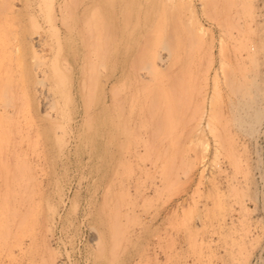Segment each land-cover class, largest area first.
<instances>
[{"label":"rangeland","instance_id":"obj_1","mask_svg":"<svg viewBox=\"0 0 264 264\" xmlns=\"http://www.w3.org/2000/svg\"><path fill=\"white\" fill-rule=\"evenodd\" d=\"M0 264H264V0H0Z\"/></svg>","mask_w":264,"mask_h":264},{"label":"bare ground","instance_id":"obj_2","mask_svg":"<svg viewBox=\"0 0 264 264\" xmlns=\"http://www.w3.org/2000/svg\"><path fill=\"white\" fill-rule=\"evenodd\" d=\"M165 61H166V60H165ZM165 61L163 60V62H165ZM253 101H254V99L251 98V97L246 98V99H244V100H240V101L238 102V104H239V106H238V107H239V108H238V111L241 113L240 110H241L242 108H244V107L250 105ZM244 110H245V113L248 114V116H241V115H239V117H238V119H237V122H238V123L243 124V123L248 122V121H251V123H252V121H258V120L261 119V112H260V111H253V112L249 113L248 111H246V109H244ZM31 255H32V254H31Z\"/></svg>","mask_w":264,"mask_h":264}]
</instances>
